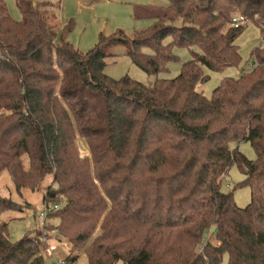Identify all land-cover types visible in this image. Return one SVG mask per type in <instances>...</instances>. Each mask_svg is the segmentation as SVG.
I'll return each mask as SVG.
<instances>
[{"label":"trees","instance_id":"trees-1","mask_svg":"<svg viewBox=\"0 0 264 264\" xmlns=\"http://www.w3.org/2000/svg\"><path fill=\"white\" fill-rule=\"evenodd\" d=\"M17 5L21 20L0 0V174L19 191L44 186L43 200L60 205L47 228L72 245L68 264L79 253L90 264H219L225 254L227 264H264V45L210 97L197 89L204 67L241 66L236 40L249 22L264 34V0L137 6L136 18L153 21L132 39L138 67L157 75L176 46L196 49L178 76L152 84L105 72L123 32L84 53L67 39L72 24L50 26L35 0ZM238 14L245 22L232 27ZM241 142L255 160L233 147ZM233 164L252 190L246 207L222 189ZM16 207L0 193V213ZM38 234L14 243L0 221V264H46Z\"/></svg>","mask_w":264,"mask_h":264},{"label":"rangeland","instance_id":"rangeland-1","mask_svg":"<svg viewBox=\"0 0 264 264\" xmlns=\"http://www.w3.org/2000/svg\"><path fill=\"white\" fill-rule=\"evenodd\" d=\"M35 1L39 2L40 9L46 14L50 26L61 24L62 28L66 24H72V30L67 39L81 52H88L99 42L101 36L110 38L120 31L123 32L126 41L110 45L108 48L110 56L106 58L105 72L115 79L129 76L145 84H152L157 77L174 78L180 74L182 64L192 58V50H196L195 48L176 46L174 53L177 59L169 62L167 68L157 75L149 74L138 67L129 55L128 52L135 34L150 28L153 24L149 18H136L134 15L136 7H165L170 3V0ZM5 2L11 16L16 20H21L23 14L17 5V0H5ZM177 24H180V21ZM245 25L246 28L236 40L243 58L241 66H232L222 72L212 71L204 67L205 73L209 76L208 81L199 83L197 86V89L202 91L204 95L210 97L225 77H238L252 67L254 60L252 51L259 45H264V34L258 26L251 22ZM165 42H168V39ZM76 147L82 157L90 156L88 145L84 139L78 138ZM233 147H237L250 160L257 158L256 151L250 142L233 144ZM244 179V172L237 164H233L222 182L223 191L232 192L239 207H246L252 196L250 185L242 183ZM48 183L47 181L46 184ZM44 192V186L38 191L29 188H23L19 191L7 170L0 174L1 195L17 204L16 208L6 209L0 213V221L7 224L12 242H18L25 236L38 237V233L42 232L40 220L35 218V213H39L45 204H50L43 200ZM49 221L56 222L57 220L49 218ZM61 237L62 241H59L56 236H49L46 241L48 245L54 246L53 257L67 259L72 245L67 242L63 235ZM209 238L213 243L216 242L213 237L210 236ZM72 264H90V262L87 255L79 253L78 259ZM219 264H227L226 254L223 255Z\"/></svg>","mask_w":264,"mask_h":264},{"label":"built area","instance_id":"built-area-1","mask_svg":"<svg viewBox=\"0 0 264 264\" xmlns=\"http://www.w3.org/2000/svg\"><path fill=\"white\" fill-rule=\"evenodd\" d=\"M245 22V16L238 14L235 15L232 22L231 26L232 27H239ZM60 207L59 204H45L44 208L39 212L36 213V217L39 218L40 220V226L42 228V232L44 236L42 237V240H46L47 237L49 236H55V235H60V230L58 229H52L49 230L47 227L49 225V218H50V213ZM53 249L54 246L47 245L46 252L51 257L53 260L54 264H68L67 259H63L60 257H53Z\"/></svg>","mask_w":264,"mask_h":264},{"label":"water","instance_id":"water-1","mask_svg":"<svg viewBox=\"0 0 264 264\" xmlns=\"http://www.w3.org/2000/svg\"><path fill=\"white\" fill-rule=\"evenodd\" d=\"M211 231H212V232L215 231V227H214V226L211 228ZM46 264H54V262H53L52 259H49V260L46 261Z\"/></svg>","mask_w":264,"mask_h":264},{"label":"crops","instance_id":"crops-1","mask_svg":"<svg viewBox=\"0 0 264 264\" xmlns=\"http://www.w3.org/2000/svg\"><path fill=\"white\" fill-rule=\"evenodd\" d=\"M36 214V213H35ZM60 246V245H59Z\"/></svg>","mask_w":264,"mask_h":264}]
</instances>
